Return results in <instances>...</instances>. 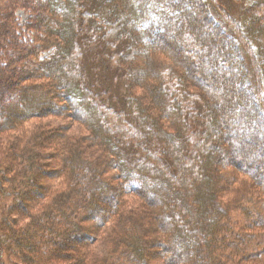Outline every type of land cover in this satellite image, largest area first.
<instances>
[{"label":"trees","instance_id":"obj_1","mask_svg":"<svg viewBox=\"0 0 264 264\" xmlns=\"http://www.w3.org/2000/svg\"><path fill=\"white\" fill-rule=\"evenodd\" d=\"M61 117L99 155L39 123ZM3 135L13 263L260 264L264 0H0Z\"/></svg>","mask_w":264,"mask_h":264},{"label":"rangeland","instance_id":"obj_2","mask_svg":"<svg viewBox=\"0 0 264 264\" xmlns=\"http://www.w3.org/2000/svg\"><path fill=\"white\" fill-rule=\"evenodd\" d=\"M15 17L19 23V26L21 27V34L23 36V38L25 40H28V41H32L33 40V37L34 36H38L39 35V30H34V29H31V28H25L24 26L26 24L29 23V20H30V17H31V13L29 11H24V10H17L15 12ZM52 54V51H48V52H45V53H42L41 55V59H48ZM197 63H194V68H195V65ZM232 102V101H231ZM219 105L221 106V102L218 101ZM234 110V109H233ZM232 110V115H234V117H237L239 115V113L241 112V108L239 106H235V110L233 111ZM39 123H43L45 126L47 127H53L54 125H59L58 126V130H57V133H59L60 131L62 132H65L66 134V138H68V141L71 142L74 141L75 139H78V142H77V147L80 148L82 147L83 149H85L88 153H90V155H99V151H97L96 149H92V150H89V149H86L84 147V145H86L87 143H84L86 141V139L88 138V131L86 130V128L76 122H73L72 120L68 119V118H65V117H61L59 119H52V118H47V119H44V120H39ZM33 125H37V124H30L28 125L27 127L29 128L28 130H31L30 128L33 126ZM39 127H41V124L39 125ZM256 127L254 128H250L248 130H250L249 133H245L246 132V127L244 125H241L239 124L237 127H236V131L233 133V135L237 136V135H242V132L245 133V139H247L248 141H252L254 146L252 147H258L260 144V140L258 137V134L260 131H251V130H255ZM243 133V134H244ZM256 133V138H253V134ZM5 135H3L2 137H0V143L2 142V139L4 138ZM56 137L58 138V135H56ZM81 138H83V140L81 141ZM80 142V143H79ZM81 145V146H80ZM230 145H231V142H230ZM248 148V147H246ZM258 156L256 155H252L251 159L254 160L255 158H257ZM126 189L128 190H131L133 188V183L132 182H129L128 185L125 186ZM130 195H127V199H129V203H130V206L132 209L134 210H140L141 208V203L140 201H138L137 199L135 198H130L129 197ZM230 199V198H229ZM132 202V203H131ZM3 239V234L0 233V241H2ZM166 246H169L168 244H171L169 240H167L166 242ZM0 256L2 258V261H3V264H16V263H13L7 256V254L3 253L1 250H0ZM260 264H264V261L262 260V262Z\"/></svg>","mask_w":264,"mask_h":264}]
</instances>
